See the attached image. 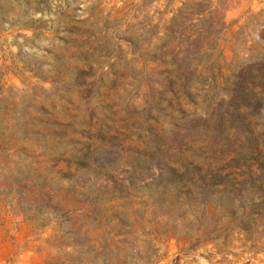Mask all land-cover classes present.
<instances>
[{
	"label": "rangeland",
	"instance_id": "1",
	"mask_svg": "<svg viewBox=\"0 0 264 264\" xmlns=\"http://www.w3.org/2000/svg\"><path fill=\"white\" fill-rule=\"evenodd\" d=\"M67 3L76 20L99 4L110 42L89 62L0 61L25 67L0 82V264H264V0ZM203 199L226 256L180 231Z\"/></svg>",
	"mask_w": 264,
	"mask_h": 264
},
{
	"label": "trees",
	"instance_id": "2",
	"mask_svg": "<svg viewBox=\"0 0 264 264\" xmlns=\"http://www.w3.org/2000/svg\"><path fill=\"white\" fill-rule=\"evenodd\" d=\"M60 1L63 2L65 7L60 6L55 11L52 10L50 4L60 3ZM99 6V4H93L89 8L88 19L76 20L75 14L79 8L70 9L67 0H0V61L5 62L8 57L10 60L16 59V56L9 51L11 47L18 48L20 54L24 49H29L34 52V58L44 59L45 61L74 59L89 62L100 57L104 48L110 42L108 37L110 27H108V16L104 17L103 13L99 12ZM95 9L100 13V16H94ZM36 15H40L37 20H35ZM45 16L48 18H45ZM52 16L57 17L56 26H54ZM116 28L118 27L116 26ZM179 28L184 29L181 31L182 35H186V31L189 33L188 30L193 28L189 16L184 18V23ZM20 54L17 57H20ZM178 56H182V54H178ZM19 62L26 66L24 61L20 60ZM24 69L2 66L0 82L3 77L9 74L22 76ZM27 191L31 192L28 189ZM213 193L223 197L225 202L229 201L231 204L236 202L237 191L235 189H216L215 187ZM199 208L200 212L198 214L191 213L183 217L180 231L188 236L190 241H194L192 248L199 245L207 246V244L214 242L217 254L221 253L222 256H226L229 253L228 247L230 245V239H228L229 228L225 224L219 227L220 219H215L214 212L219 206H211L208 200L203 199L199 204ZM130 228L129 233L133 235L132 227ZM200 233L203 234L204 238L202 242H200L198 236ZM83 235L86 237L87 231L83 232ZM130 235L128 233L115 234L112 237V241L116 246L115 249L127 248ZM246 242L247 238L243 241V247L246 246ZM100 248L107 250L109 245H103ZM206 253L209 256L213 255L208 251ZM85 257H88V254ZM160 262L161 259L155 257L149 259L146 264H159ZM84 264L98 263H90L87 260Z\"/></svg>",
	"mask_w": 264,
	"mask_h": 264
}]
</instances>
